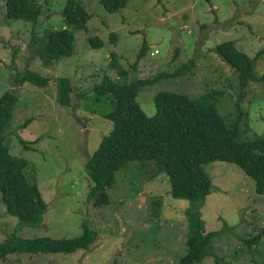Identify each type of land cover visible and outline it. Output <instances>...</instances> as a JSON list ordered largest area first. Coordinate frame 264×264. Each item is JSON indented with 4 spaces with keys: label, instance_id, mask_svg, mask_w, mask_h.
<instances>
[{
    "label": "rangeland",
    "instance_id": "obj_1",
    "mask_svg": "<svg viewBox=\"0 0 264 264\" xmlns=\"http://www.w3.org/2000/svg\"><path fill=\"white\" fill-rule=\"evenodd\" d=\"M33 1L41 6L36 23L7 18L0 0V94L13 89L15 74L25 69L49 81L45 87L16 85L12 117L1 137L12 154L27 159L24 173L36 184L46 209L40 223L19 226L0 194V242L13 233L74 236L83 222L97 236L88 247L70 252H10L0 264H179L187 251L186 211L195 203L172 197L167 176L152 160H127L117 168L105 188L106 204L94 205L88 198L93 183L84 163L112 127L102 116L112 102L93 86L104 75L122 83L153 79L194 58L186 73L141 87L137 100L145 113L155 114L154 97L161 91L191 98L211 91L214 97H204L226 124L237 122L240 139L264 136V80L248 81L242 93L236 70L213 50L232 39L249 56L259 53L253 70L263 73L264 0H127L112 12L99 0H75L90 18L84 28L69 27L72 53L51 64L38 57L31 38L65 24L61 11L67 0ZM92 35L101 39L100 46L91 45ZM155 48L159 52L152 54ZM60 76L71 81L69 105L56 100ZM27 118L30 122L19 128ZM204 168L212 189L197 212L205 232L218 233L201 261L192 264H264V234L256 242L245 240L264 228V194L255 191L254 180L233 161L211 160Z\"/></svg>",
    "mask_w": 264,
    "mask_h": 264
},
{
    "label": "trees",
    "instance_id": "obj_2",
    "mask_svg": "<svg viewBox=\"0 0 264 264\" xmlns=\"http://www.w3.org/2000/svg\"><path fill=\"white\" fill-rule=\"evenodd\" d=\"M3 2L7 18H21L36 23L37 16L41 14V6L33 0ZM99 2L106 11L112 12L124 7L127 0ZM61 14L64 25L46 28L41 35H33L31 38L33 49L45 64L54 63L60 56L72 53L74 35L69 27L84 28L90 18V14L75 0H67ZM110 34L115 37L114 31H110ZM89 41L93 47L102 44L97 35L89 36ZM146 47L147 44L144 43L138 59ZM213 50L236 70L242 93H245L248 81L264 80V72L256 75L253 70L259 53L249 56L238 49L232 39L218 42ZM111 56H115V53H111ZM194 64V58H189L172 71H164L155 77L153 75V79L136 77L128 83L114 81L104 75L93 86V91L110 98L112 108L102 113V116L112 122V127L101 137L98 146L84 163L93 183L88 198L94 205L107 203L105 188L113 183L114 171L125 161L132 159L152 160V164L162 169L167 176L170 195L195 203L194 208L186 211L189 221L187 251L181 256L179 264L201 261L208 251L211 238L218 233L205 232L204 222L197 212L199 201L203 202L212 189L211 178L204 168L205 163L216 159L237 163L254 180L255 191L264 194V136L240 139L237 122L226 124L215 104L204 97L211 99L216 95L215 92L209 91L201 97L191 98L182 92L161 91L154 97L156 112L151 116L139 104L137 96L141 87L155 83L162 76L184 74ZM110 65L112 61L108 63ZM48 81L47 76L25 69L15 74L13 89L0 94V194L6 211L18 218L19 226L40 223L46 204L36 184L30 182L24 173L27 159L12 154L4 144L1 133L12 117L16 85L30 82L45 87ZM56 89V100L69 105L72 91L69 77H58ZM29 122L30 118H27L19 128H24ZM19 143L27 147L26 140L19 139ZM263 234L264 228H261L245 240L256 242ZM96 236L97 232L85 222L82 223L81 233L74 236L23 237L13 233L0 242V258L16 251L70 252L88 247Z\"/></svg>",
    "mask_w": 264,
    "mask_h": 264
},
{
    "label": "built area",
    "instance_id": "obj_3",
    "mask_svg": "<svg viewBox=\"0 0 264 264\" xmlns=\"http://www.w3.org/2000/svg\"><path fill=\"white\" fill-rule=\"evenodd\" d=\"M157 52H159V49L158 48H155L153 51H151L152 54H155Z\"/></svg>",
    "mask_w": 264,
    "mask_h": 264
}]
</instances>
